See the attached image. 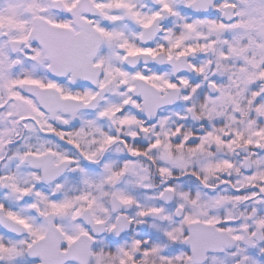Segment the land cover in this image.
I'll list each match as a JSON object with an SVG mask.
<instances>
[{"label":"snow or ice","instance_id":"obj_1","mask_svg":"<svg viewBox=\"0 0 264 264\" xmlns=\"http://www.w3.org/2000/svg\"><path fill=\"white\" fill-rule=\"evenodd\" d=\"M0 264H264V0H0Z\"/></svg>","mask_w":264,"mask_h":264}]
</instances>
